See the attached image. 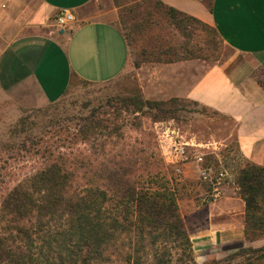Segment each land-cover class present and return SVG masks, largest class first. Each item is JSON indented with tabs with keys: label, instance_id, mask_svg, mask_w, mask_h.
<instances>
[{
	"label": "trees",
	"instance_id": "trees-1",
	"mask_svg": "<svg viewBox=\"0 0 264 264\" xmlns=\"http://www.w3.org/2000/svg\"><path fill=\"white\" fill-rule=\"evenodd\" d=\"M121 7L122 32L131 55L136 56V67L144 61L174 63L204 58L189 48V42L194 25H208L160 0H136ZM169 27L176 30L177 39L166 36ZM155 29L159 31L147 39V49L155 57L143 60L135 52L137 37ZM131 101L138 106L136 112L143 113L147 108L164 112L166 106L180 100L154 103L145 100L138 90ZM35 127L36 121L24 116L8 131L10 139L0 141L6 155L0 156L4 163L0 167V264H148L151 250L155 264H174L172 253L165 250L168 243L174 244L176 251H188L190 264H196L174 180L160 160L151 156L154 160L147 158L144 162L124 135L118 150L116 129L108 125L104 130L112 131L100 143L97 134L103 126L93 120L80 135L97 150L90 157L46 148L35 154L38 168L31 172L5 166L17 160L10 149L25 147L36 139ZM99 149L104 150L102 159ZM237 186L246 204L247 239L264 237V167L246 163L238 173ZM242 252H264V247ZM214 264L232 263L226 260ZM241 264L255 263L248 258Z\"/></svg>",
	"mask_w": 264,
	"mask_h": 264
},
{
	"label": "crops",
	"instance_id": "crops-1",
	"mask_svg": "<svg viewBox=\"0 0 264 264\" xmlns=\"http://www.w3.org/2000/svg\"><path fill=\"white\" fill-rule=\"evenodd\" d=\"M216 29L229 55L222 63L185 60L159 64L150 90L160 99L183 98L233 123L232 141L243 160L264 167V0H160ZM115 0H0V87L25 106L62 100L77 83L105 84L130 68L132 55L120 27ZM62 10L75 23L57 29ZM144 68V67H142ZM182 181L201 180L200 166L184 165ZM220 195L186 205L185 223L196 259L218 249L262 247L264 237H246V204L235 182ZM182 210V209H181Z\"/></svg>",
	"mask_w": 264,
	"mask_h": 264
},
{
	"label": "rangeland",
	"instance_id": "rangeland-1",
	"mask_svg": "<svg viewBox=\"0 0 264 264\" xmlns=\"http://www.w3.org/2000/svg\"><path fill=\"white\" fill-rule=\"evenodd\" d=\"M203 1L206 4H210L212 0ZM115 2L121 7L129 6L135 3L136 0H115ZM120 27L122 31L125 30L122 23ZM194 30V35L191 42H189V48L194 50L195 54L204 57L195 60H208L209 63L218 64L227 59L229 50L217 36L213 27L194 25ZM158 31L155 29L153 32L146 33L148 35L142 34L137 37L135 52H137V55L140 53L143 60L155 57L150 55L151 52L147 49L149 46L147 42L149 40L147 39H150L151 34H156ZM165 31L168 34L166 36H170V38L172 36L177 39L175 37L177 32L173 27H169ZM144 51L146 56H144ZM136 60V56L133 53L130 68L113 82L105 84L77 83L64 97L65 99L55 107H52V104L38 107L25 106L21 103L22 96L18 95V97L14 98V96L0 87V141L5 142L10 139L8 131L24 116L30 115L31 120L36 121L38 125V128L35 127V133L38 135L36 139L25 143V147L19 145L10 149V154L15 156L17 160L10 161L9 165L5 166L15 167L18 172H31L34 168H38L33 160L37 157L35 154L43 152L46 148L56 149L66 154H78L80 152L82 157H90L97 150L92 148L91 142L82 141L80 135L81 130L95 120L103 126L97 134L100 143L105 142L109 132L112 131L104 130V127L108 125L110 129H116L114 130V132H117L114 133V141L117 143L118 150L122 148L123 142L120 137L124 135L135 147L139 157H144V162L147 158L154 160L151 156L160 160L164 169L167 170V173L174 180L179 200L185 202L186 200L189 201L188 198L193 197L198 205L202 204L204 200L206 204L208 197L202 200L201 194L211 197L216 192V190L213 191L214 188H219L222 183H230L231 180V184L235 182L237 185L238 173L246 165V162L240 155L236 145L229 141L228 136H230L233 129L231 120L183 98L165 100L152 93L144 94L143 86L146 90H150V73L153 72L157 76L158 69L161 68L158 65L164 64V62L144 61L140 67H136ZM138 90H141L144 99L150 102L168 103L173 99H179L180 101L177 104L166 106L164 112L151 111L147 108L143 113H139L136 112L138 109V106L135 105L136 102L131 101L137 97ZM167 115L172 117L167 119ZM163 123L165 126L172 124L173 127H179L188 139L195 138L201 143H216L218 145L217 151L209 153L205 158L204 167H209L213 171L210 180L182 181L183 175H178L175 172V167L168 164L165 156L166 144L161 143L163 140L161 139L162 132L165 128L162 125ZM37 142L38 145H36ZM98 152V156L101 159L104 158V155H102L104 150L101 152V149H99ZM196 152L193 150L192 158ZM3 154L4 151L0 148V156L2 158L6 156ZM31 155L33 157H30ZM3 164L0 162V167ZM218 183L220 186L217 185ZM181 209L185 215L186 205L183 202ZM168 247L165 250L172 253L176 260L174 264H190L188 251H183L182 248L176 251L172 243H168ZM249 248L253 247H240L231 250L218 249L214 255L205 261L196 259L193 248L192 258H194L196 264H214L221 261L225 262L226 260L232 264H241L246 262L248 258L254 260L255 264H264V257H262L264 252L250 254L242 252V249ZM149 253L148 264H155L153 250ZM177 257L184 260L178 262Z\"/></svg>",
	"mask_w": 264,
	"mask_h": 264
},
{
	"label": "built area",
	"instance_id": "built-area-1",
	"mask_svg": "<svg viewBox=\"0 0 264 264\" xmlns=\"http://www.w3.org/2000/svg\"><path fill=\"white\" fill-rule=\"evenodd\" d=\"M55 21L60 29H66L72 26L76 19L71 11L62 10ZM162 125L165 126L164 123ZM161 139H163L161 143L166 144L165 156L167 157V162L175 167V172L178 175H182L184 165L194 161L200 166L201 179L206 181L211 179L213 171L209 167H204V164L206 163V156L217 151L218 145L216 143L207 144L198 142L195 138L188 139L179 127H173L172 124L165 126ZM193 150L197 152L192 158ZM219 195V190H216V194L213 197L217 198Z\"/></svg>",
	"mask_w": 264,
	"mask_h": 264
}]
</instances>
